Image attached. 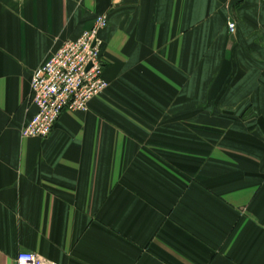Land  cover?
<instances>
[{
    "label": "crops",
    "instance_id": "1",
    "mask_svg": "<svg viewBox=\"0 0 264 264\" xmlns=\"http://www.w3.org/2000/svg\"><path fill=\"white\" fill-rule=\"evenodd\" d=\"M104 14L108 90L24 138L33 72ZM21 253L264 264V0H0V264Z\"/></svg>",
    "mask_w": 264,
    "mask_h": 264
},
{
    "label": "built area",
    "instance_id": "2",
    "mask_svg": "<svg viewBox=\"0 0 264 264\" xmlns=\"http://www.w3.org/2000/svg\"><path fill=\"white\" fill-rule=\"evenodd\" d=\"M233 4L242 0H225ZM109 25L108 15L97 17L92 28L76 40L65 42L32 76V103L35 115L25 124L22 136L27 139H48L57 122L67 112H87L90 103L109 88L102 58L104 41L101 32ZM235 34L236 24H228ZM17 264H56L32 253H21Z\"/></svg>",
    "mask_w": 264,
    "mask_h": 264
},
{
    "label": "rangeland",
    "instance_id": "3",
    "mask_svg": "<svg viewBox=\"0 0 264 264\" xmlns=\"http://www.w3.org/2000/svg\"><path fill=\"white\" fill-rule=\"evenodd\" d=\"M101 16V15H100ZM99 17V16H98Z\"/></svg>",
    "mask_w": 264,
    "mask_h": 264
}]
</instances>
